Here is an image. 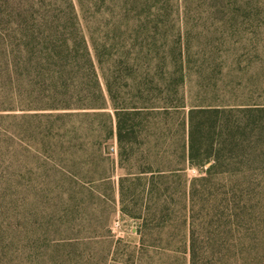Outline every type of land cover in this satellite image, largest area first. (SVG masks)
<instances>
[{
	"label": "trees",
	"instance_id": "1",
	"mask_svg": "<svg viewBox=\"0 0 264 264\" xmlns=\"http://www.w3.org/2000/svg\"><path fill=\"white\" fill-rule=\"evenodd\" d=\"M2 1L0 111H49L43 116H52L50 128L60 133L55 144L86 148L81 156L89 168L85 175L67 174L66 188L93 192L85 183H98L116 189L115 163L106 149L116 138L121 211L141 222L143 236L154 233L155 245L188 252L190 264H264L255 255L264 101L238 99L233 91V99L190 100L184 47L164 35L130 41L128 33L138 30L123 34L129 26L121 24L124 7L113 9L109 31L97 34L92 25L83 26L73 0L64 8L54 7L56 0H42L39 8L35 0ZM32 116L41 115L20 117ZM209 162L204 174L189 179L188 167ZM90 163L94 177H88ZM245 221L253 231V255L246 262L234 255L237 227Z\"/></svg>",
	"mask_w": 264,
	"mask_h": 264
},
{
	"label": "rangeland",
	"instance_id": "2",
	"mask_svg": "<svg viewBox=\"0 0 264 264\" xmlns=\"http://www.w3.org/2000/svg\"><path fill=\"white\" fill-rule=\"evenodd\" d=\"M35 2L37 8L42 5V0ZM66 2L56 0L54 7L64 8ZM73 2L83 26L92 25L97 34L108 32L115 19L113 9L124 7L126 20L121 24L126 29L128 21L129 26L123 34L127 36L134 27L138 30V35L128 33L130 41L142 42L155 34L184 47L188 71L184 92L190 100L233 99L237 96L230 94L235 92L238 99L254 95L264 101V0ZM2 4L0 0V28L6 25L1 24ZM47 112L0 111L11 115L0 119V264H190L188 252L155 245L154 233L143 236L141 222L123 215L118 190L123 171L116 138L106 144L115 163L116 189L98 183H85L93 192L66 188L63 179L67 174L85 175L82 171L89 168L81 156L86 148L57 146L60 133L50 128L56 121L43 116ZM37 113L41 116L20 117ZM256 161L259 252L255 255L264 260V154ZM209 164L188 167L187 176L192 179L204 174ZM90 166L94 170L95 164ZM93 173L95 170L88 177H94ZM93 186L96 188L91 189ZM237 231L239 244L234 255H243L246 262L253 255L251 224L245 221ZM183 240L189 242V229L185 228Z\"/></svg>",
	"mask_w": 264,
	"mask_h": 264
}]
</instances>
